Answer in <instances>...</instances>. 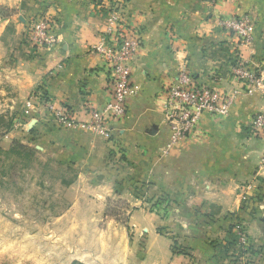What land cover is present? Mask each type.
Listing matches in <instances>:
<instances>
[{"label": "crops", "instance_id": "1", "mask_svg": "<svg viewBox=\"0 0 264 264\" xmlns=\"http://www.w3.org/2000/svg\"><path fill=\"white\" fill-rule=\"evenodd\" d=\"M115 1L0 0V112L12 114L14 121L0 147L20 143L74 171L76 178L65 189L67 218L103 221L109 202L138 208L129 214L127 226L146 232L147 256L149 239L157 236L152 228L163 219L143 207L152 201L169 203L165 221L177 223L171 237L182 239L191 258L171 255L165 264H219L220 249L235 239L231 227L236 219L254 244L251 264H264V138L252 128L254 116L264 110V88L243 95L231 72L238 61L264 76V0ZM114 5L121 28L134 31L139 44L130 65L134 92L126 100L125 117L107 124L104 136L56 125L38 98L26 111L27 101L42 93L75 122L88 123L92 112L111 100L107 71L92 48ZM42 16L52 20L55 42L37 49L26 40V25ZM237 17L252 22L247 44L224 28ZM181 71L197 87L223 96L242 94L227 115L202 116L186 140L170 146L162 107ZM247 185L254 188L253 216L241 210ZM97 243H92L93 252ZM123 247L118 246L128 259L123 264H148L137 263ZM100 252L110 264V249ZM157 253L164 257L167 250ZM154 262L149 264H164Z\"/></svg>", "mask_w": 264, "mask_h": 264}, {"label": "rangeland", "instance_id": "2", "mask_svg": "<svg viewBox=\"0 0 264 264\" xmlns=\"http://www.w3.org/2000/svg\"><path fill=\"white\" fill-rule=\"evenodd\" d=\"M12 118V114L0 112V139L14 130ZM11 147L12 144L9 148L2 149L8 150ZM37 152L27 168L25 160L17 156L7 160L0 157V165L4 161L6 170L9 171L5 177L0 175V264H72L73 262L84 264L78 259H88L91 264H107L106 255L100 252L101 249L103 251L110 249L108 259L110 264H123V261L127 263L128 259L120 252L122 249H118L119 245H124L123 252H126V246L127 251L130 250L126 253L134 255L137 263L147 260L148 264L149 261H161L165 264L169 262L171 255L191 258L179 243L182 239L171 237V234L175 233L173 229L176 228L177 223L165 221L171 208L166 202L158 206L152 201L143 207L153 215L158 212L159 217L163 219L152 228L157 236L156 238L154 236L153 240L149 239L148 256L146 253L148 237L144 230L142 233L140 230L134 232L133 228L129 226L126 228L124 224L114 221L111 217L94 222L78 219L80 215H73L70 218L63 216L69 207V202L66 187L60 181L71 180L75 173L55 163L40 151ZM12 164H15L14 168L10 167ZM0 173H3L1 169ZM131 209L134 211L138 208ZM112 210L120 221L125 220L130 214L128 210L120 208ZM154 223L150 222L153 227ZM94 241L99 242L97 243L99 248H95L93 252L94 248L91 247L94 246L92 245ZM65 243H68L67 246ZM162 247L167 250L164 257L157 253ZM67 251L74 253L69 256ZM248 261L249 258L245 257L242 264H248ZM232 262L234 260L226 264ZM218 263L224 264L220 260Z\"/></svg>", "mask_w": 264, "mask_h": 264}, {"label": "built area", "instance_id": "3", "mask_svg": "<svg viewBox=\"0 0 264 264\" xmlns=\"http://www.w3.org/2000/svg\"><path fill=\"white\" fill-rule=\"evenodd\" d=\"M118 1L113 0V3ZM118 5L108 9L107 26L100 35L98 44L92 48V53L103 62L111 87V100L102 110L93 111L91 121L77 123L72 115L56 108L40 95L31 97L26 105V111L32 110L34 100L41 101L53 122L63 128H80L86 132L107 134V124L119 122L126 115V100L134 88L131 84L130 65L138 51V37L135 32L121 28V17ZM241 44H247L251 39L252 22L248 17H237L224 24ZM26 40L35 48H49L54 45L52 20L49 16L37 17L26 25ZM232 79L244 88L243 95H251L254 91L264 88V76L246 70L238 61L231 69ZM242 93L233 91L223 96L215 90L197 87L187 73L181 71L174 83L168 87L164 98L162 113L169 129L170 146L186 140L193 133L202 116L222 117L228 114L232 103ZM41 98V99H40ZM255 135L264 138V110L256 114L252 121ZM254 197V188L250 185L242 189L241 205L250 206ZM241 226V225H240ZM242 227V226H241ZM238 245L244 249L247 246V236L241 229L237 233Z\"/></svg>", "mask_w": 264, "mask_h": 264}, {"label": "trees", "instance_id": "4", "mask_svg": "<svg viewBox=\"0 0 264 264\" xmlns=\"http://www.w3.org/2000/svg\"><path fill=\"white\" fill-rule=\"evenodd\" d=\"M40 97L42 99L46 98L45 95L42 93H40ZM37 154H38V152L36 150L29 148V147H26V146H23V145L18 144L16 142L13 143L12 147L8 150H3L2 148H0V157H3L4 160H7L12 156H17L21 160H25V162H26L25 167L26 168L29 167L31 161L33 160V158L36 157ZM3 162L4 161H2L1 165H0V169L2 170L3 173H0V175L5 177L7 172H9V171H8V169L6 170L7 167L5 166V163H3ZM14 166H15V164L10 165V167H13V168H14ZM67 168L70 169L69 167H67ZM5 170H6V172H5ZM75 178H76V175L74 174V177L71 180L65 181L64 179H61L60 183L64 187H68L69 185H71L74 182ZM254 198H255V196L251 199L250 206L246 207L245 205H241V210L250 216H253ZM117 208L128 210L129 213H131V211L133 210L129 207V205H127L123 201L109 202L107 205V208L105 210V213H104V218L111 217L114 221L124 224L125 227L127 228L128 216L126 217L125 220H122V221L118 220L116 218V215L113 214V210H112V209H117ZM235 222L236 223L233 225V227H231V232L234 235L235 239L220 249V253L222 254V256H220L221 262H224V264H226V263L230 262L231 260H234V262H232L231 264H242L243 259L245 257H247V258H249L248 264H251L252 259H253L254 254H255L254 244L246 235L247 236V246L244 247V249H243L242 247H240L238 245V237H237L238 229H241V231L244 234H245V232H244V228L241 224V221L236 219ZM234 257H237V258H234ZM235 260H237V262ZM72 264H79V263L73 262Z\"/></svg>", "mask_w": 264, "mask_h": 264}]
</instances>
